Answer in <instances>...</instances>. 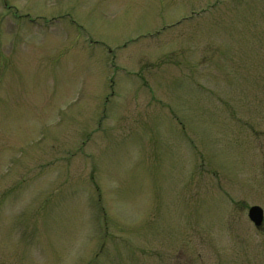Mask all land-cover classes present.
Segmentation results:
<instances>
[{
    "label": "rangeland",
    "instance_id": "obj_1",
    "mask_svg": "<svg viewBox=\"0 0 264 264\" xmlns=\"http://www.w3.org/2000/svg\"><path fill=\"white\" fill-rule=\"evenodd\" d=\"M264 0H0V264H264Z\"/></svg>",
    "mask_w": 264,
    "mask_h": 264
},
{
    "label": "water",
    "instance_id": "obj_2",
    "mask_svg": "<svg viewBox=\"0 0 264 264\" xmlns=\"http://www.w3.org/2000/svg\"><path fill=\"white\" fill-rule=\"evenodd\" d=\"M248 217L257 228H260L264 224V209L257 205L252 206L249 208Z\"/></svg>",
    "mask_w": 264,
    "mask_h": 264
},
{
    "label": "flooded vegetation",
    "instance_id": "obj_3",
    "mask_svg": "<svg viewBox=\"0 0 264 264\" xmlns=\"http://www.w3.org/2000/svg\"><path fill=\"white\" fill-rule=\"evenodd\" d=\"M261 227H264V224Z\"/></svg>",
    "mask_w": 264,
    "mask_h": 264
}]
</instances>
